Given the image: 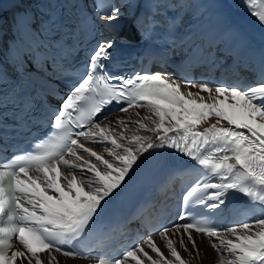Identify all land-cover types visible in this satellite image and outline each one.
Returning <instances> with one entry per match:
<instances>
[{
    "label": "bare ground",
    "instance_id": "1",
    "mask_svg": "<svg viewBox=\"0 0 264 264\" xmlns=\"http://www.w3.org/2000/svg\"><path fill=\"white\" fill-rule=\"evenodd\" d=\"M194 2L193 35L199 28H209L221 22L228 13L245 19L258 32L264 28V0ZM215 8L218 12H214ZM122 11V16L105 21L113 25L126 23L130 18L129 9ZM166 77L184 102V109L144 103L126 109L95 127L96 139L86 143L83 152L72 150L68 154L66 160L75 166L63 170L64 192L57 191L59 197L69 193L100 201L111 198L133 173L149 145L159 136L179 127L243 131L254 135L264 145V118L258 114V106L250 94L239 89L216 88L214 82L187 85L173 74ZM243 80L247 87H254L253 94L264 96V86L254 83L252 74ZM237 166L235 160L227 161L217 180L222 181ZM220 190L226 191V188ZM262 256L264 220L244 226L226 225L207 234L177 227L145 241L134 259L124 260L121 264H252ZM14 264H85V261L56 250L35 253L27 249L23 259L16 260Z\"/></svg>",
    "mask_w": 264,
    "mask_h": 264
},
{
    "label": "rangeland",
    "instance_id": "2",
    "mask_svg": "<svg viewBox=\"0 0 264 264\" xmlns=\"http://www.w3.org/2000/svg\"><path fill=\"white\" fill-rule=\"evenodd\" d=\"M219 97L222 98V96H219ZM246 107H247V105H246ZM259 115L264 118V113H262V111L259 112Z\"/></svg>",
    "mask_w": 264,
    "mask_h": 264
}]
</instances>
